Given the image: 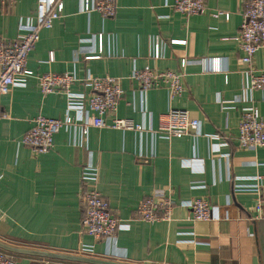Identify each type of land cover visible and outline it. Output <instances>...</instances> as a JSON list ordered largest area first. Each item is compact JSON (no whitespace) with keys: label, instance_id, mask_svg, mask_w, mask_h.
I'll return each mask as SVG.
<instances>
[{"label":"crops","instance_id":"obj_1","mask_svg":"<svg viewBox=\"0 0 264 264\" xmlns=\"http://www.w3.org/2000/svg\"><path fill=\"white\" fill-rule=\"evenodd\" d=\"M173 1L115 0V14L103 18L97 11H79V0H63L61 16L40 31L26 60L34 74L118 78L123 94L114 116L143 124L144 131L89 124L81 134L72 125L53 136L48 152L33 154L21 143L23 134L37 114L62 118L65 96L41 94L33 76L17 77L20 84L0 96V113L6 114L0 116V251L16 264H264V218H254L253 211L264 194V147L240 148L236 139L244 110L258 108L264 121V89H248V66L240 61L245 0H206L205 12L188 17L172 10ZM34 10L35 0H0V38H16L19 20ZM218 11L228 18L212 15ZM101 33L100 58L84 59L97 52ZM154 36L185 41L165 44L162 58L154 60ZM213 56L220 58V72H203L198 59ZM183 57L189 61L185 91L173 99L160 87L142 93L129 78L134 67L144 65L179 70ZM251 66L264 76V47ZM71 90L88 91L79 82ZM170 108L197 118L199 133L172 138L151 133ZM85 168L94 173L87 183ZM82 184L97 189L128 224L114 243L81 232ZM154 195L173 201L171 220L137 217L141 200ZM195 198L209 200L210 220L191 219ZM85 246L91 251L82 250Z\"/></svg>","mask_w":264,"mask_h":264},{"label":"built area","instance_id":"obj_2","mask_svg":"<svg viewBox=\"0 0 264 264\" xmlns=\"http://www.w3.org/2000/svg\"><path fill=\"white\" fill-rule=\"evenodd\" d=\"M14 0H2L11 3ZM81 12L97 11L103 18L111 17L116 11L115 0H79ZM175 12L185 16L201 14L206 10V0H174L169 5ZM64 8L63 0H35L34 14L19 20L18 36L7 40L0 38V96L9 93L10 88L20 84L16 81L19 76H33L41 94L57 92L63 94L66 100L65 114L62 118H54L37 114L32 119L31 127L23 134L21 143L28 146L33 154L48 152L53 146V136L63 128L76 125L81 134L86 133L89 124L95 127L105 125L119 130H134L142 132L146 128L143 124L135 123L129 118L114 116L116 106L123 89L118 78L110 75L84 76L78 78L73 72H46L34 74L26 68V60L30 51L40 38L42 29L51 28L54 20L61 16ZM242 21L237 37L242 56L240 61L247 65L245 71L248 78V89H264V76L252 68L253 57L264 47V0H245L242 4ZM214 17L228 13L218 11ZM102 33L98 34L97 52L88 54L84 59L100 58L102 53ZM185 40H167L163 42L159 36L151 38L150 57L154 60L163 56L165 44L183 43ZM53 59V52L49 53ZM198 63L203 72H220V58H200ZM189 61L183 57L179 60V70H159L149 65L141 68L134 67L129 78L137 82L140 92L144 93L152 88H164L169 99L180 96L185 91L183 84L184 70ZM79 82L88 90L86 93H76L71 86ZM23 84V83H21ZM110 114L112 120L105 123V117ZM6 117V114L0 113ZM200 121L191 117L188 111L170 108L159 116L157 128L151 133L164 138L182 137L191 133L198 134ZM237 145L240 148L256 149L264 147V121L256 107L243 111L238 123ZM189 163V161H187ZM85 168L82 180L84 183L91 179L94 173ZM82 207L81 232L105 243L115 242L119 230L127 229L128 224L115 216L101 193L95 188H88L82 184L80 189ZM173 201L166 195L147 196L137 207V217L146 222L171 220ZM212 206L209 200L195 198L190 203L191 219L207 221L212 218ZM254 218H264V194L256 199L253 205ZM82 250L91 251L89 246ZM116 255V254H114ZM0 264H16L15 259L0 251Z\"/></svg>","mask_w":264,"mask_h":264},{"label":"water","instance_id":"obj_3","mask_svg":"<svg viewBox=\"0 0 264 264\" xmlns=\"http://www.w3.org/2000/svg\"><path fill=\"white\" fill-rule=\"evenodd\" d=\"M38 254H42V255H47V256H54V257H57V256H62V255H59V254H55V253H51V252H36ZM87 261H91V262H96L97 260H93V259H85ZM97 262H102V263H105V264H121V263H116V262H110V261H97Z\"/></svg>","mask_w":264,"mask_h":264},{"label":"bare ground","instance_id":"obj_4","mask_svg":"<svg viewBox=\"0 0 264 264\" xmlns=\"http://www.w3.org/2000/svg\"><path fill=\"white\" fill-rule=\"evenodd\" d=\"M263 151V150H262Z\"/></svg>","mask_w":264,"mask_h":264}]
</instances>
